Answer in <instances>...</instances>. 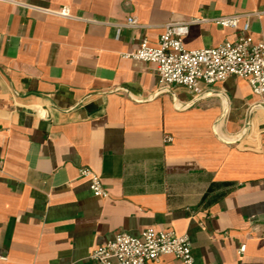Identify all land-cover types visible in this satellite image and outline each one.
I'll list each match as a JSON object with an SVG mask.
<instances>
[{
	"label": "crops",
	"instance_id": "1",
	"mask_svg": "<svg viewBox=\"0 0 264 264\" xmlns=\"http://www.w3.org/2000/svg\"><path fill=\"white\" fill-rule=\"evenodd\" d=\"M228 15L264 38V0H0V264H89L151 227L187 234L193 264H264V96L236 76L160 92L154 64L122 57L190 19L186 48L233 41Z\"/></svg>",
	"mask_w": 264,
	"mask_h": 264
},
{
	"label": "built area",
	"instance_id": "2",
	"mask_svg": "<svg viewBox=\"0 0 264 264\" xmlns=\"http://www.w3.org/2000/svg\"><path fill=\"white\" fill-rule=\"evenodd\" d=\"M57 13L70 16L67 7L61 8ZM195 21L198 19L167 23L157 42L145 38L136 50L124 52L122 57L154 64L160 77V92H166L174 85H181L197 100L204 97L216 84L230 76H236L247 80L254 94L264 96V38L259 41L253 39L249 18L228 15L213 19V22L222 27L239 29L238 37L233 41L225 40L215 47L188 49L184 38ZM137 26V19L131 16L116 27L119 33L124 27ZM164 141L170 143L173 137L166 135ZM79 176L89 180L90 189L95 196L108 197L109 193L101 177L94 170L81 167ZM245 248L246 245H242L240 252H244ZM166 255H171L184 264H193L190 237L153 227L143 230L139 236L119 231L113 238L92 250L89 264H153Z\"/></svg>",
	"mask_w": 264,
	"mask_h": 264
}]
</instances>
